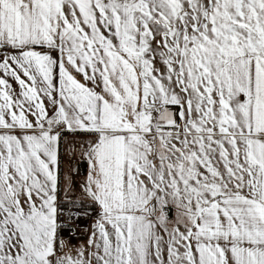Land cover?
<instances>
[{"label": "snow or ice", "instance_id": "obj_1", "mask_svg": "<svg viewBox=\"0 0 264 264\" xmlns=\"http://www.w3.org/2000/svg\"><path fill=\"white\" fill-rule=\"evenodd\" d=\"M0 264H264V0H0Z\"/></svg>", "mask_w": 264, "mask_h": 264}]
</instances>
